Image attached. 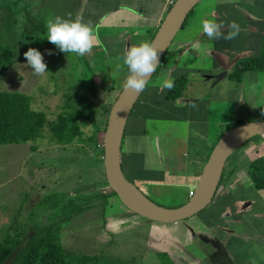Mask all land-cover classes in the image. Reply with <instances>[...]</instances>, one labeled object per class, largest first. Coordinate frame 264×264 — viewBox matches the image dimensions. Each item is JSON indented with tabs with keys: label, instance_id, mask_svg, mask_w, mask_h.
<instances>
[{
	"label": "rangeland",
	"instance_id": "1",
	"mask_svg": "<svg viewBox=\"0 0 264 264\" xmlns=\"http://www.w3.org/2000/svg\"><path fill=\"white\" fill-rule=\"evenodd\" d=\"M198 10L199 6L196 5L193 12H198ZM55 15L66 18L80 17V7H78L76 0L74 2L73 0H0V47L12 50L17 60L13 66L7 65V63L0 65V89L20 91L30 95L33 99V108L45 111L49 121L56 119L58 114L66 110L72 102H75L80 93L87 91L85 87L92 79L95 81L97 88L103 90L104 86L99 71L107 69L105 63L107 58L111 68H117V65L121 63L119 59H113V55L107 57L108 50L99 45L97 41L99 47L93 48L92 54L84 57L61 52L46 38L45 23L48 18ZM176 38L162 61L160 71L170 61L172 62V54L175 56L179 54V52L175 54ZM29 47H34L43 54L48 71L41 77L35 76L32 69L27 66L23 53ZM49 50L52 53L51 55L48 54ZM171 51L172 54H170ZM159 74L160 72L151 79L142 95L151 90L149 89L150 86L157 85L154 83V79ZM190 74L188 73V77H190ZM194 74V77L188 79V87L182 93L184 97L189 98L192 95L203 98V94H209L210 96V92L213 90L211 85H217L218 80L221 79L217 72L211 75L217 76L213 82L206 75L201 74V76H198L195 72ZM222 76L227 77L226 75ZM111 77L113 79L116 76L112 75ZM190 80L194 85V91L191 90V87L189 89ZM113 81L118 83L119 86L122 85L117 78ZM206 81L211 83L207 87L203 85ZM160 87L158 85L157 89H160ZM121 89L120 87L118 94ZM158 92L161 91L158 90ZM254 93L258 94V89L254 90ZM116 97L103 94L93 98L96 105L95 117L101 128L107 126L109 113ZM214 98L216 99L215 96ZM215 99L212 98L211 104L213 111L211 125L214 126L215 122L219 120L217 126L220 127V135L213 147L228 129L237 125L238 119L245 117L250 121L255 118L264 120V116L261 115V112L264 111L263 96L258 97L257 106H255L256 102L248 106L236 102V105L233 106L229 105V102L237 100H229L226 103L224 102V106L228 108L218 104ZM237 103L240 105L238 106ZM237 107L239 108L237 115H240L238 118H236V113L233 112L236 111ZM45 131L48 135L47 127ZM92 132L93 129H86L88 136ZM152 145L156 157L160 154L163 162L164 146L159 144L160 147H158L155 142ZM172 145L178 146L175 143H172ZM210 149L211 153L213 148L210 147ZM248 150L249 153L245 148H242L235 156L231 155L232 157L230 156V159L227 160L226 173H228L230 167L234 168V172L226 177L225 182L222 184L225 187L221 189V192H218L220 196L217 200L221 203L222 201H228V194L232 193H229V190L227 191L228 187L233 186L230 188L232 191L240 185L241 190L246 194L244 192L239 193L236 197L237 199L241 197L244 201V211L248 209L250 204L251 206L255 205L252 206L254 210L248 212V215L252 217V221L246 222L249 223L251 230L264 237V188L255 187L247 170L248 163L251 160L264 154V147L257 148L254 143H250ZM101 152V147L96 148L95 144L75 143L61 146L47 139H40L36 142L30 141L25 144H0V228L12 222L16 224L15 221L17 220L22 223L27 222L25 223L26 227H29L32 223H37L38 226L47 223V220H45L47 214L44 213L46 205L40 206L39 204L49 195L61 197V195L68 196L80 191L103 190L110 194L108 204L105 207L100 205L91 208L63 224L61 241L70 251L89 254L105 253L109 257L110 264H187L186 262L190 259V256L179 258L169 254L161 255L162 253L159 254L156 250L162 245L165 234L170 236L179 235L180 230L185 228L184 226L190 230V236L192 232L196 231L189 248L190 253L201 255L205 251L210 253V251L217 248L218 241L212 239V237L209 238L208 232L207 234L202 233L205 229H203V226H198L200 224L196 220L197 217L194 216L187 219L190 220L188 225H184L185 222L180 224L158 223L137 215L147 225L145 228H138L136 231L132 230L136 227V223L133 221L135 217L130 218L132 222H128L129 225L124 223L123 226H120L118 221L112 225V220L123 217L117 212L118 207L120 205L123 208L126 207L119 197L113 194L109 183L99 179L102 167L99 166L98 160L102 154ZM128 177L130 180L133 179L131 176ZM171 181L173 180L171 179ZM132 182L148 198L162 206H180L190 198L189 189L186 185L171 187L168 186L169 184H165L164 181H146L147 183H142L135 178ZM197 184L198 181L196 184L194 182L193 191H195ZM211 208L212 205H209L204 210L208 212ZM226 209L231 210L230 208ZM234 212H236L235 209L232 212L227 211L225 214L231 215ZM198 214L195 216H198ZM254 219H256V223H254ZM104 220L109 222L105 224L103 223ZM126 226H131L132 229L126 228ZM198 227L201 232L196 230ZM240 228L248 231V227H245V225ZM121 229L123 230L120 232ZM246 233L248 234V232L244 234ZM207 238L211 240L210 244L207 242ZM158 241H160L159 244Z\"/></svg>",
	"mask_w": 264,
	"mask_h": 264
},
{
	"label": "crops",
	"instance_id": "2",
	"mask_svg": "<svg viewBox=\"0 0 264 264\" xmlns=\"http://www.w3.org/2000/svg\"><path fill=\"white\" fill-rule=\"evenodd\" d=\"M76 1L80 7V17L93 28L95 40L108 50L107 57L113 55V59L117 58L121 61L117 68H111L108 58L105 60L107 69L99 71L104 88L103 90L97 88V95L117 96L120 87L124 86L127 75V68L121 59L125 49L144 40L152 41L173 0ZM200 3L198 12H193L189 16L188 22L177 35L175 54L177 52L179 54L175 56L172 51L170 52L172 62L165 65L158 77L154 79L157 85L150 86L151 90L141 94L139 102L135 104L127 122L121 148V164L127 178L131 176L133 181L135 178L142 183L164 181L171 187L186 185L189 193L194 190V182L196 184L199 181L201 170L210 154V147L213 148V144L220 135V127L217 126L219 120L214 126L211 125L212 98L215 99V96V100L222 106L229 100H237L229 102V105L233 106L236 102H241L244 106L256 102L255 106H257L258 97H264V71L249 72L242 83L228 78V72L234 68L240 58L257 56L260 52L264 37V0H202ZM204 18L215 19L218 23L223 22L225 25L230 21H236L241 26V32L234 40L222 38L209 40L201 29L200 21ZM194 72L198 76L206 75L212 82L217 77L211 76L212 74L217 72L221 76L217 85H211L213 90L210 96L203 94V98H200V96L191 95L187 98L181 95L177 99H169L167 89L158 92L160 90L157 89L158 85L161 86L164 79L174 80L177 77L189 79L194 77ZM188 73H191L190 77ZM112 75H115L122 85L115 83ZM209 84L211 83L208 81L203 83L206 87ZM190 87L194 91L192 82L189 89ZM256 89L258 94L254 93ZM237 110H239L238 107L236 111H233L236 113V118L240 116L237 115ZM153 142L158 147H160L159 144L164 146L163 162L160 154L156 157ZM250 143H254L257 148L264 147V141L252 140L248 146ZM247 151L249 153L248 147ZM231 169L234 170L230 167L229 170ZM224 187V185L221 186L218 192H221ZM232 187L227 189L229 193L232 192L228 194V201H222V203L218 201L220 193L217 192L216 198L210 204L211 210L201 211L198 216H194L200 224L198 226H203L205 229L202 233L208 232L209 238L212 237L218 241L219 245L215 250L210 253L205 251L201 255L190 253L189 248L196 231L190 236V230L184 226L179 235L165 234L162 245L156 249L157 253H166L179 258L190 256L187 264H264V237L251 230L248 223L252 221L248 212H252L254 210L252 206L255 205L250 204L244 211V201L241 197H238L239 199L236 197L244 191L241 190L240 185L231 191ZM233 209L236 212L231 215L225 214L227 211L232 212ZM117 212L123 217L112 220V225L118 221L120 226H123L124 223L132 222L130 218L133 217H135L133 221L136 227L132 229L131 226H126V228L136 231L147 225L128 208L120 205ZM189 221L186 219L173 223L185 222L184 225H188ZM108 222L104 220L103 223ZM243 225L248 227V231L240 228ZM199 227L196 230L201 232ZM244 231L248 234H244ZM210 241L207 240L209 244Z\"/></svg>",
	"mask_w": 264,
	"mask_h": 264
},
{
	"label": "trees",
	"instance_id": "3",
	"mask_svg": "<svg viewBox=\"0 0 264 264\" xmlns=\"http://www.w3.org/2000/svg\"><path fill=\"white\" fill-rule=\"evenodd\" d=\"M174 2L175 0L170 4L169 9ZM188 19L189 17L185 24ZM16 61L12 50L0 47V65L7 63V65L13 66ZM160 66L154 76L160 72ZM251 71H264V37L259 54L240 58L228 73V78L242 83L247 73ZM187 83L186 77L175 78V87L168 90L167 97L177 99L183 95L182 93L188 87ZM86 87L87 91L80 93L77 100L52 121L48 120L45 111L33 108V99L30 95L20 91L0 89V144H25L40 139H47L61 146L75 143L95 144L96 148L101 147L102 149L98 160L99 166L102 167L99 179L107 182L103 163V139L106 126L101 128L95 117L96 109L93 101V98L97 97L95 81L92 79ZM256 119L259 120L258 118L252 120ZM247 121L250 120L243 117L238 119L236 124L239 125ZM46 127L48 135L45 131ZM86 129H93L90 136L87 135ZM252 140L260 142L264 141V137L260 135L253 137L242 144L232 156H235L242 148L247 150L248 144ZM226 167L227 162L219 188L225 182L226 177L234 172L233 169H228V173H226ZM247 168L255 187L264 188V154L251 160ZM113 194L116 193L113 191ZM109 195L103 190H94L75 192L68 196L61 195V197L55 195L45 197L39 205H46L44 213L47 214L45 219L47 223L41 226L32 223L26 227L25 223L27 222L22 223L17 220L16 224L12 222L0 228V264H110L109 257L105 253L89 254L70 251L61 241V229L65 222L91 208L100 205L105 207L108 204ZM163 254L166 253L161 255Z\"/></svg>",
	"mask_w": 264,
	"mask_h": 264
},
{
	"label": "water",
	"instance_id": "4",
	"mask_svg": "<svg viewBox=\"0 0 264 264\" xmlns=\"http://www.w3.org/2000/svg\"><path fill=\"white\" fill-rule=\"evenodd\" d=\"M201 1L175 0L167 12L152 39V42L162 49L159 53L160 65L191 11ZM142 92L132 94L123 86L113 102L103 139L106 180L124 206L137 215L162 223L189 219L206 209L216 198L222 173L229 157L253 137L258 135L264 137V120L247 121L228 129L213 147L193 195L180 206L166 207L153 202L130 181L124 174L121 164V148L127 122ZM130 187L134 188L139 195L132 193Z\"/></svg>",
	"mask_w": 264,
	"mask_h": 264
},
{
	"label": "clouds",
	"instance_id": "5",
	"mask_svg": "<svg viewBox=\"0 0 264 264\" xmlns=\"http://www.w3.org/2000/svg\"><path fill=\"white\" fill-rule=\"evenodd\" d=\"M200 24L203 34L209 40L222 38L230 41L236 39L241 32V26L236 21H230L225 25L223 22L218 23L215 19L204 18ZM45 28L48 42L65 54L84 57L92 54L93 48L98 46L92 26L85 23L82 17L66 18L55 15L48 18ZM161 50L154 42L148 40L133 44L125 49L121 59L127 68L124 87L128 92L138 94L146 89L151 75L160 65L159 53ZM48 54H52L50 50ZM23 56L35 76L41 77L48 71L43 54L38 49L29 47ZM174 87V81L171 78H166L162 82L160 91L172 90ZM261 115L264 116V111L261 112Z\"/></svg>",
	"mask_w": 264,
	"mask_h": 264
},
{
	"label": "bare ground",
	"instance_id": "6",
	"mask_svg": "<svg viewBox=\"0 0 264 264\" xmlns=\"http://www.w3.org/2000/svg\"><path fill=\"white\" fill-rule=\"evenodd\" d=\"M130 188H131L132 193L139 195L138 192L134 188H132V187H130Z\"/></svg>",
	"mask_w": 264,
	"mask_h": 264
},
{
	"label": "built area",
	"instance_id": "7",
	"mask_svg": "<svg viewBox=\"0 0 264 264\" xmlns=\"http://www.w3.org/2000/svg\"><path fill=\"white\" fill-rule=\"evenodd\" d=\"M193 193H194V191H190V193H189L190 194V197L193 195Z\"/></svg>",
	"mask_w": 264,
	"mask_h": 264
}]
</instances>
